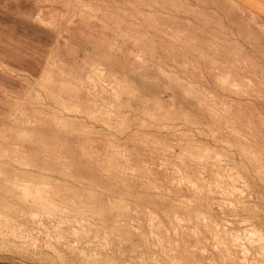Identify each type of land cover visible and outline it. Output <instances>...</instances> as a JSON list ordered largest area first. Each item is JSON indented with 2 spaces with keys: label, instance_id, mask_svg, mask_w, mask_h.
<instances>
[{
  "label": "rangeland",
  "instance_id": "rangeland-1",
  "mask_svg": "<svg viewBox=\"0 0 264 264\" xmlns=\"http://www.w3.org/2000/svg\"><path fill=\"white\" fill-rule=\"evenodd\" d=\"M83 104L117 113L107 125L124 135L138 132L136 152L128 141L123 154L115 143L107 153L90 143L69 152L47 120L82 114ZM179 123L189 150H203L197 161L220 172L204 177L222 196H248L245 177L264 188V0H0V264H185L202 255L201 233L179 214L186 203L171 204L151 181V167L183 160L170 143L147 142V130L178 132ZM237 167L247 175L228 173ZM160 177L181 185L196 176ZM32 183L51 195L26 196ZM260 232L227 231L245 264L255 247L264 258Z\"/></svg>",
  "mask_w": 264,
  "mask_h": 264
},
{
  "label": "crops",
  "instance_id": "crops-1",
  "mask_svg": "<svg viewBox=\"0 0 264 264\" xmlns=\"http://www.w3.org/2000/svg\"><path fill=\"white\" fill-rule=\"evenodd\" d=\"M83 105L87 107L81 108V110L85 111V114H67L65 119L62 120L52 119V122L47 120L51 128L58 127L57 131L52 130V133H57L59 137L60 135L63 137L69 152L76 151L77 143L84 144L85 148H87V145L90 143V149L92 151L107 153L110 151L105 148L106 144L115 143V147L120 148V153H122L124 141L131 143V145L127 146V151L130 155L136 152L139 148L138 143L140 142L139 138H135L140 135L138 132L124 135L121 125H112L114 126V130L112 126L107 125L109 121H112L111 119H115L116 121L119 119L117 113L114 114L115 118L109 119L105 114H98L97 112L92 113L96 110L98 111V109L91 110V104ZM183 107L185 106L183 105ZM150 123H152V121ZM178 126L180 128L178 132H172V129L170 131H157L154 126H152L147 130L146 136L147 142L149 143H170L171 146L174 147L176 157L183 160L179 162L178 167L158 166L151 167L150 169L153 177L151 181L154 182V186H159V190H164V196L171 201V204L177 201L182 204L186 203V205H182L183 209L180 210L181 213L179 212L180 216L183 214L182 216L186 218L181 216L188 224H186L185 229H187V231L197 230L202 235L205 252L200 256L196 255L195 258L188 255L185 258V264H245L243 262L242 248L238 244L234 247L232 246L233 239L227 236V231L235 233L236 238L238 236L242 237L241 232L252 224L264 234V188H256L255 185L245 177L247 180L245 185L249 188L248 196L247 193L241 194L239 192H235L231 196H222L218 189V181L204 177V175L219 174L220 172L213 167H204L202 162L197 161L204 157L203 150H189V135L186 132V124L179 123ZM195 141L198 143L197 136L195 137ZM176 144H178V146ZM80 148L81 145L79 146V149ZM114 152L118 153L117 150H114L113 153ZM148 153L153 159L156 158V146H148ZM116 156H118V154H116ZM68 157L72 158L76 157V155H68ZM191 159H196L195 165L192 163L189 165L187 160ZM243 169L237 167L236 170L228 173L246 176L247 172ZM176 170H178L181 175L196 177L191 178L189 182L181 185H176L174 182L170 184V180L172 181L173 178L160 177L161 175L171 176L176 173ZM175 181L177 180L175 179ZM193 185L195 188H192ZM225 186L233 189H227L228 191H235L238 190L236 187H242L241 184L230 183H227ZM148 196L149 198L156 199V193L149 192ZM158 196L162 198L161 195ZM221 203H226L228 205L219 206ZM195 224L197 227H194ZM194 240L197 246V239L191 234H187V245L189 247L194 246ZM218 244H222L224 248L221 247L217 250L216 247ZM258 250L257 247L252 249L255 255L253 256L254 262L251 264H264V258L256 257ZM260 252L264 254V249H260ZM249 259L250 258H248V263L251 261V259ZM256 261L257 263H255Z\"/></svg>",
  "mask_w": 264,
  "mask_h": 264
},
{
  "label": "bare ground",
  "instance_id": "bare-ground-1",
  "mask_svg": "<svg viewBox=\"0 0 264 264\" xmlns=\"http://www.w3.org/2000/svg\"><path fill=\"white\" fill-rule=\"evenodd\" d=\"M104 78V77H103ZM43 79V78H42ZM101 79H102V77H101ZM101 85V84H100ZM109 92V91H108ZM111 94V93H110ZM128 100V99H127ZM111 104V103H110ZM208 112V111H207ZM113 148V147H112ZM111 148V149H112ZM114 149V148H113ZM123 154V153H122ZM123 157H124V155H123ZM112 161V160H111ZM110 161V162H111ZM114 163V162H113ZM126 163V162H125ZM121 165V164H120ZM114 166V165H113ZM121 167V166H120ZM124 168H126L125 166H124ZM127 168H129V167H127ZM121 170V169H120ZM126 170V169H125ZM129 171V170H128ZM125 172V171H124ZM126 173V172H125ZM133 174H134V172H132ZM129 174V173H128ZM132 174V175H133ZM238 175H240V174H238ZM182 177V176H181ZM179 179V178H178ZM185 179V178H184ZM183 179V180H184ZM224 179H226V178H224ZM232 179V178H231ZM187 180V179H186ZM189 180V179H188ZM227 180V179H226ZM244 180V179H243ZM143 181V180H142ZM181 181V180H180ZM235 181H236V179H235ZM148 183V182H147ZM192 183V182H191ZM46 184V183H45ZM40 185V184H39ZM195 185V184H194ZM48 185H46V187H47ZM246 187H247V185H246ZM238 187H236V189H237ZM23 189L26 191V193H25V195L26 196H29V197H31V199H37V200H41L44 196H46V195H51L50 194V192H46L45 191V195L43 194L44 192H43V190L41 189V187H38L35 183H32L31 185H26V186H24L23 187ZM229 189V188H228ZM230 190V189H229ZM28 198V197H27ZM42 203V202H41ZM174 212V211H173ZM177 212L178 211H176V214H177ZM180 212V211H179ZM181 213V212H180ZM175 214V213H174ZM183 215V214H182ZM181 215V216H182ZM182 217H184V216H182ZM181 217V218H182ZM185 218V217H184ZM186 219V218H185ZM179 221V220H178ZM190 221V220H189ZM180 222H182L181 220H180ZM185 223V222H184ZM187 223V222H186ZM197 224V223H196ZM196 224L194 225V227L196 226ZM186 225V224H185ZM188 225V224H187ZM189 227V226H188ZM187 227V228H188ZM191 227V226H190ZM197 227V226H196ZM192 228V227H191ZM197 229V228H196ZM217 229V228H216ZM198 230H199V228H198ZM220 230V229H219ZM223 232V231H222ZM252 232V231H251ZM261 233V232H260ZM253 234V233H252ZM260 237V236H259Z\"/></svg>",
  "mask_w": 264,
  "mask_h": 264
}]
</instances>
